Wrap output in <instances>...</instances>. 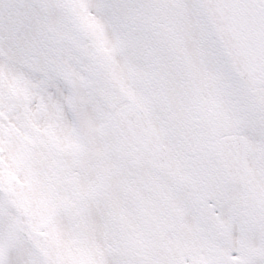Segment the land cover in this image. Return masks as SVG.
<instances>
[{
    "label": "snow or ice",
    "instance_id": "6c2138e0",
    "mask_svg": "<svg viewBox=\"0 0 264 264\" xmlns=\"http://www.w3.org/2000/svg\"><path fill=\"white\" fill-rule=\"evenodd\" d=\"M0 264H264V0H0Z\"/></svg>",
    "mask_w": 264,
    "mask_h": 264
}]
</instances>
